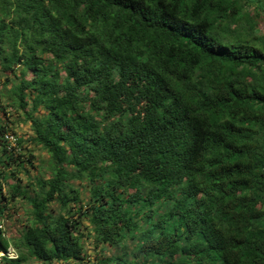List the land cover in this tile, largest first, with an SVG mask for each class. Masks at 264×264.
Instances as JSON below:
<instances>
[{"label":"trees","instance_id":"16d2710c","mask_svg":"<svg viewBox=\"0 0 264 264\" xmlns=\"http://www.w3.org/2000/svg\"><path fill=\"white\" fill-rule=\"evenodd\" d=\"M260 15L264 0H0V97L50 170L0 183V219L29 205L0 250L87 264L92 236L107 254L89 264H264ZM6 132L4 181L32 157Z\"/></svg>","mask_w":264,"mask_h":264},{"label":"rangeland","instance_id":"374dc122","mask_svg":"<svg viewBox=\"0 0 264 264\" xmlns=\"http://www.w3.org/2000/svg\"><path fill=\"white\" fill-rule=\"evenodd\" d=\"M253 24L257 27L256 34L264 35L263 15L255 17ZM27 76L29 77L30 73H28ZM10 86L11 83L7 82L3 73L0 72V91H2L5 96L8 94ZM0 121L3 124L5 130L15 132L20 138H22V141L19 145L21 151L26 155H28L30 152L32 155L29 162H24L23 168L16 165L10 166L12 169H10V167L1 166V169L5 170L6 172L13 170L14 176L12 177V174H10V176L5 181L0 178L1 191L3 194H7L8 184L15 180H18L21 186H25L28 182H31V184L35 183V179L37 177L49 176V155L47 151L40 145L34 144L27 140L28 136L32 134L30 121L26 119L23 110L16 108L15 105H11L10 100H7V98L3 96L0 97ZM73 183L77 185L76 181ZM79 187H81V196H85L87 190L85 189L84 184L80 185ZM9 206L10 209L7 213L8 216L3 218V233L10 242H17L19 240L22 225L28 218V214L25 210H27L29 205L27 204V200L25 198L17 197L16 199L9 201ZM50 208L52 209L53 213H56L59 210L55 202L50 204ZM73 218L78 219V215L74 214ZM81 224L82 227L80 228L84 231V233H86V229L83 227L84 220H82ZM82 240L85 249V258L82 260V262H87V264H89L93 262L95 257L100 256V253L107 254V252H101L100 245L95 246L92 241V236H85ZM8 249L13 250L17 255L22 254L23 256L21 260L15 261L13 264H78L73 263L72 261L65 263L57 261L46 263L30 256L25 247L19 245L18 249L13 243L8 247ZM6 264L11 263L7 262Z\"/></svg>","mask_w":264,"mask_h":264},{"label":"built area","instance_id":"2783aa9c","mask_svg":"<svg viewBox=\"0 0 264 264\" xmlns=\"http://www.w3.org/2000/svg\"><path fill=\"white\" fill-rule=\"evenodd\" d=\"M5 139L8 141L9 146L15 147L17 142V137L12 132H6L4 134ZM4 219H0V228L3 229ZM17 257V254L13 250H0V264H6L7 259H14Z\"/></svg>","mask_w":264,"mask_h":264}]
</instances>
